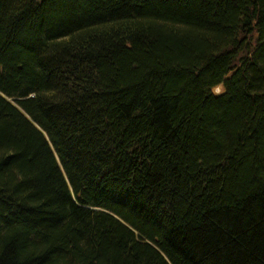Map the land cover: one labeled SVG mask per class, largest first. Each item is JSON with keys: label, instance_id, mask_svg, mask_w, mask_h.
<instances>
[{"label": "trees", "instance_id": "obj_1", "mask_svg": "<svg viewBox=\"0 0 264 264\" xmlns=\"http://www.w3.org/2000/svg\"><path fill=\"white\" fill-rule=\"evenodd\" d=\"M0 264H264V0H0Z\"/></svg>", "mask_w": 264, "mask_h": 264}, {"label": "rangeland", "instance_id": "obj_2", "mask_svg": "<svg viewBox=\"0 0 264 264\" xmlns=\"http://www.w3.org/2000/svg\"><path fill=\"white\" fill-rule=\"evenodd\" d=\"M220 90V87L216 88V91H219Z\"/></svg>", "mask_w": 264, "mask_h": 264}]
</instances>
